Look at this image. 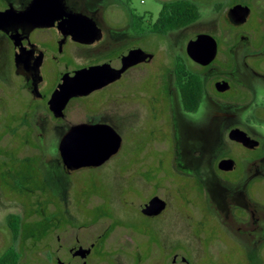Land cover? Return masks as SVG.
I'll list each match as a JSON object with an SVG mask.
<instances>
[{
    "label": "rangeland",
    "instance_id": "374dc122",
    "mask_svg": "<svg viewBox=\"0 0 264 264\" xmlns=\"http://www.w3.org/2000/svg\"><path fill=\"white\" fill-rule=\"evenodd\" d=\"M102 1L90 0L82 8L95 14ZM114 1L121 6L116 24L122 49L138 45L154 58L129 69L107 92L71 101L63 121H52L40 109L34 118L21 116L7 123L6 135L0 133V256L11 242L6 223L12 215L19 218L21 228L17 241L10 245L20 254L17 264L69 262L70 249L85 251L94 241L95 252L87 258L75 256L77 263L166 264L168 251L175 247L190 264H264L262 249L246 243L252 236L237 229L246 214L235 205L224 206L220 199L246 192L242 188L246 154L229 142L225 122L246 125L264 138L263 118L253 115L244 124L245 115L257 104H206L210 99L205 97V106L200 104L193 116L183 110L174 84L177 58L188 70L203 73L209 90V81L228 73L223 57L224 63L215 61L207 69L197 66L188 59L185 45L197 34H213L218 19L226 36V3L240 0H188L198 6L200 18L166 36L136 35L130 24L134 17L140 19V28L149 30L162 3L173 0ZM252 9L257 13L259 7L252 2ZM255 22L252 13L248 26ZM236 44L237 74L246 81L244 42L238 38ZM81 55L75 57L76 68L86 62ZM59 70H64L62 64ZM11 80L14 87L16 80ZM254 80L250 85L264 86ZM46 81L49 87L51 80ZM164 85L173 116L170 111L164 116L158 113L159 97L166 95ZM115 92L120 94L117 99L109 96ZM80 123L107 124L120 135L122 144L102 166L68 172L62 166L58 143L70 126ZM222 152L236 160L235 173H217L216 165L214 173ZM216 180L222 197L213 200ZM153 196L164 200L166 209L148 220L140 209Z\"/></svg>",
    "mask_w": 264,
    "mask_h": 264
},
{
    "label": "flooded vegetation",
    "instance_id": "af4514ba",
    "mask_svg": "<svg viewBox=\"0 0 264 264\" xmlns=\"http://www.w3.org/2000/svg\"><path fill=\"white\" fill-rule=\"evenodd\" d=\"M32 1L33 0H0V13H4L8 10L25 11ZM61 1L65 12L81 14L90 18L100 30L101 37L92 43L81 44L74 41L71 35H65L56 25L50 27L34 26V24L41 22L59 24L64 20L63 12L60 13L57 10L54 0L45 1V4L52 9L50 18L36 17L30 23H23L12 22L4 19L0 14V122H3L2 128H0V133H3V135H6L5 131L7 129V123L14 121L21 116L34 118L37 116L36 114L40 109H45L47 116H49L52 121L57 123L59 121H63L65 119L64 114L61 118L54 117L53 113L49 109L48 102L55 89L60 85L64 75L68 74L72 76L74 73H77L80 70H85L86 68L106 66L113 59L117 58L124 50L131 47H139L145 53L153 55V53L148 52L138 45L129 46L124 50L122 49L121 35L117 32V29L119 30V28L116 24L117 20L120 19L117 7L121 6L117 3V1L103 0L97 13L95 14H91L82 8V5L86 4L90 0ZM252 2L259 7L257 13L252 11ZM107 5H109V7L113 6L115 11L111 8L106 10ZM237 5L249 8V15L245 23L241 25H233L228 18L229 9ZM226 6L227 9L224 16L227 27V35L225 36L223 34L220 19H218L215 25V32L210 35L214 38L217 45V53L214 61L207 66H200L194 62L193 63L207 69L212 66L215 61L216 63H224L222 59L225 58L228 73L224 74L221 72L214 80L209 81L212 88V90H209L203 82V73L194 71L191 72L201 78L203 84L201 104L203 107L205 106V97L210 99V101H207L206 104H218L214 101L235 105H250L253 103L255 106L257 104L252 113L247 114V116L245 115V124L246 121L249 122L250 117L253 115H256L257 118L264 119V92L261 88L264 86L261 85L259 87L257 85H250V82L255 81L254 79L264 82V51L262 48L264 43V0H240V2L236 3L228 1ZM252 13L255 15L256 22L254 26L249 27L248 22ZM113 23H115L114 27H112ZM143 30L144 32L134 33L142 36L151 34L149 33L150 29ZM112 31H115L114 36L112 33L110 34ZM84 38L86 40H91V36L87 33L84 34ZM238 38L242 39L244 42V55L242 63L243 67H245L246 81L242 80L237 74V65L235 63L236 52L234 51L237 46L236 41ZM80 54H82L81 56L86 62L76 68L75 57L80 56ZM153 58L154 55L151 60H147L144 63L151 62ZM177 60H181V58H177ZM60 64L64 67L63 71L59 70ZM71 67L72 69L69 70ZM126 72H124L121 77ZM121 77L103 88L93 91L85 97L70 99L65 109L73 100L87 99L107 92L109 89H112L119 84ZM11 79L16 80L14 87L11 86ZM47 79L51 80V85L49 87L46 81ZM220 83H226L227 87L225 90L220 91V88L223 87ZM45 90L48 91L46 92ZM164 91L166 94L164 95L165 98L159 97L160 103L158 104L161 106L158 108V113H161L162 116L168 113V111H170L171 114L172 109V102L169 101V98H167V86L165 85ZM207 93L211 94V96L208 97ZM119 95L120 94L115 92V94H110L109 96H115V99H117ZM199 109L195 113H186L196 116ZM232 122L233 120L225 122L226 126L224 127V133L226 134L227 132V138L231 145L246 154V179L242 186L246 192L241 195L233 194L228 199H220L222 200L224 206L235 205L237 209H241L242 212L246 214V221H241L237 229L243 232L245 236L246 234L248 236H252L253 240H248L246 243H249L254 249H262L264 257V138L256 131L247 130L246 125L245 127H242L239 126V124ZM234 129H239L246 133L250 138L257 141V145L252 148H248L240 143L230 140L229 132ZM113 130L116 131L115 129ZM228 159L234 162L233 169L230 171L219 169V162ZM215 165L216 172L223 175L233 174L238 170L237 162L230 156L229 152H222L219 158L215 161L213 166L214 173ZM63 168L65 167L63 166ZM65 170L67 169L65 168ZM67 171L70 172L69 170ZM198 182L199 185H203L200 181ZM199 185L197 184L196 186L200 191L201 188ZM218 185L219 183H217L216 180L215 186L217 191L216 194H214V197L212 195L213 200H217L219 197H222V195H220L221 193L219 192ZM143 216L148 220H154L158 217ZM11 242L13 245V241ZM157 244L161 245L158 241ZM150 246L153 247V245ZM95 250V241L92 242L85 249V251H83L80 247L70 249L69 253L72 257L70 261L66 263H77L74 260L75 256L81 255L83 258H87L94 253ZM172 250L168 251L166 264H190L187 258L177 251L175 247H173ZM56 260L57 262L59 261V259Z\"/></svg>",
    "mask_w": 264,
    "mask_h": 264
},
{
    "label": "water",
    "instance_id": "95a60500",
    "mask_svg": "<svg viewBox=\"0 0 264 264\" xmlns=\"http://www.w3.org/2000/svg\"><path fill=\"white\" fill-rule=\"evenodd\" d=\"M46 0H33L25 11L8 10L0 13L1 17L12 22L30 23L34 18L51 17L52 9L45 4ZM57 10L63 12L64 20L59 24L41 22L34 24L39 27L56 25L65 35H71L72 39L81 44H89L101 37L100 30L88 17L81 14L65 12L61 0H54ZM249 15V8L234 6L228 11V18L233 25L245 23ZM48 18V19H49ZM89 34L91 40H86L84 34ZM187 57L200 66L211 64L217 53V45L214 38L208 34H197L190 38L185 46ZM152 54L145 53L139 47H131L124 50L117 58L106 66L90 67L71 75H64L60 85L55 89L48 104L54 117H63V111L72 98L85 97L95 90L118 80L129 68L151 60ZM226 89V83H220ZM229 139L252 148L257 141L250 138L239 129L229 132ZM122 139L120 135L106 124L80 123L71 126L61 137L58 143V154L63 166L69 170L82 168H97L109 161L120 150ZM234 162L230 159L219 162L218 167L224 171L233 169ZM166 207L164 200L158 196L152 197L141 208V213L147 217L160 215ZM58 264H69L58 261ZM78 264V263H72Z\"/></svg>",
    "mask_w": 264,
    "mask_h": 264
},
{
    "label": "trees",
    "instance_id": "16d2710c",
    "mask_svg": "<svg viewBox=\"0 0 264 264\" xmlns=\"http://www.w3.org/2000/svg\"><path fill=\"white\" fill-rule=\"evenodd\" d=\"M199 18L200 10L198 6L188 0L164 2L157 18L151 24L149 33L166 36L171 32L188 27ZM138 20H134V17H132L130 28L135 33L144 32L143 29H140ZM174 73V81L179 91L183 110L187 113H195L200 107L203 96L201 78L188 70L182 60L176 61ZM7 226L11 241L16 242L21 233L19 218L12 215L8 216ZM19 257V253L15 248L9 246L0 256V264H17Z\"/></svg>",
    "mask_w": 264,
    "mask_h": 264
}]
</instances>
